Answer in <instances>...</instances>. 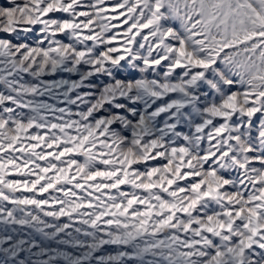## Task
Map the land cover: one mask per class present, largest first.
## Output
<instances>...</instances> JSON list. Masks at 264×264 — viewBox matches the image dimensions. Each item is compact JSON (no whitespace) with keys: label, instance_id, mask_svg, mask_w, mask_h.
<instances>
[{"label":"snow or ice","instance_id":"obj_1","mask_svg":"<svg viewBox=\"0 0 264 264\" xmlns=\"http://www.w3.org/2000/svg\"><path fill=\"white\" fill-rule=\"evenodd\" d=\"M0 264H264V0H0Z\"/></svg>","mask_w":264,"mask_h":264},{"label":"rangeland","instance_id":"obj_2","mask_svg":"<svg viewBox=\"0 0 264 264\" xmlns=\"http://www.w3.org/2000/svg\"><path fill=\"white\" fill-rule=\"evenodd\" d=\"M109 2H110V3H114L115 0H109ZM57 15H59V14H57ZM113 23H116V22L113 21ZM114 31H116V30H114ZM138 39H139V37H138ZM61 78H65V79H67V78H69V75L66 74V73H60V74H56L55 76H46V77H42V79H45V80H51V79L59 80V79H61ZM71 78L75 79V78H77V77L73 76V77H71ZM25 79L27 80V79H31V78L28 77L27 75H25ZM37 99H42V100H44L45 102H48V103H55V101L49 99L47 96H45V97H38ZM59 106H60V107H64L65 105H64V104H60ZM72 107H73V111H75V110H76V109H75V106H72ZM78 159H81V160H82L83 158H82V157H79ZM125 190H128V189L125 188ZM9 207H11V205H9ZM45 219H47V220L49 221V223H67V222H68L67 217H61L59 221H54L52 218H45ZM79 226H80L79 224L74 225V227H79ZM72 230H73V229H69V231H72ZM31 231H32L31 229H27V228L23 229V232H31ZM62 235H63V234H62ZM25 238H27V237H25ZM38 239H39V238H38ZM51 246H52V247H56V245H55L54 242L52 243ZM68 250H70V249H68ZM44 259H47V257H44Z\"/></svg>","mask_w":264,"mask_h":264}]
</instances>
